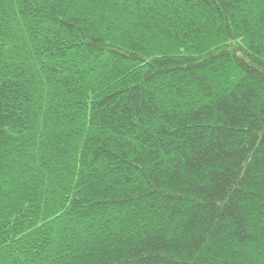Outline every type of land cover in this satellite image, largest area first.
I'll use <instances>...</instances> for the list:
<instances>
[{
  "label": "trees",
  "instance_id": "obj_1",
  "mask_svg": "<svg viewBox=\"0 0 264 264\" xmlns=\"http://www.w3.org/2000/svg\"><path fill=\"white\" fill-rule=\"evenodd\" d=\"M0 264H264V0H0Z\"/></svg>",
  "mask_w": 264,
  "mask_h": 264
}]
</instances>
